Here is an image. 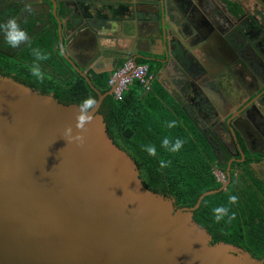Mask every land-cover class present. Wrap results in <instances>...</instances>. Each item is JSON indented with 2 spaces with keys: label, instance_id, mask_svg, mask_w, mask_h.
Wrapping results in <instances>:
<instances>
[{
  "label": "water",
  "instance_id": "1",
  "mask_svg": "<svg viewBox=\"0 0 264 264\" xmlns=\"http://www.w3.org/2000/svg\"><path fill=\"white\" fill-rule=\"evenodd\" d=\"M147 5L146 41L161 45L165 53H150L161 57L169 39L166 1ZM96 22L92 43L78 49L69 39L71 20L58 24L57 43L49 32L52 55L96 95L83 145L64 138L69 126L76 134L77 105L0 77V264H263L264 256L210 245L192 221L201 200L221 188L177 208L171 197L144 186L141 166L108 138L97 111L112 88L101 94L84 74L101 51Z\"/></svg>",
  "mask_w": 264,
  "mask_h": 264
},
{
  "label": "flooded vegetation",
  "instance_id": "2",
  "mask_svg": "<svg viewBox=\"0 0 264 264\" xmlns=\"http://www.w3.org/2000/svg\"><path fill=\"white\" fill-rule=\"evenodd\" d=\"M120 1L0 0V25L9 19H16L29 36V42L12 48L0 32V77L15 82L18 80L17 83L25 79L21 67L32 69L34 64L32 51L40 48L37 42L42 39L50 40L51 29L52 38L57 43L58 24L68 19L74 22L75 28L69 39L77 49L93 40L91 31L94 30V21L98 20L96 26L99 28L97 36L101 51L98 54V62L91 66L92 70L87 69L84 72L90 83L94 75L109 74L130 57H135V61L142 59L150 64H157L158 72L166 64L172 45L169 49L167 47L166 54L154 57L151 54L134 53L133 43L129 54L126 47L121 45L119 39L117 40L116 35H109L108 38L105 26L110 23L112 17L116 19L113 14L117 8L120 9V13L124 11L120 7L122 3ZM234 1L238 12L233 21L223 15L218 29L224 42L218 54L220 68L217 72V87L220 100L214 107L196 94L194 105L178 107L210 150L211 175L213 183L218 185L216 189L221 188L219 192L224 193L228 199L227 203L231 195L238 196L237 203L232 206L236 209L241 208L245 215L244 220L251 223L252 239H260L264 238V0ZM26 6H30L32 11L26 12ZM60 34L63 36L61 29ZM157 49L150 53L163 51L160 44ZM94 51V54L97 53ZM156 59L163 62L159 63ZM86 61L82 59L80 63L85 64ZM62 62L63 65L53 56L52 60L38 63L44 77L58 83L76 77L82 78L65 61ZM94 71L99 73L96 74ZM152 76L151 84L155 81V75ZM230 123L233 127H230ZM209 244H215L211 242V238ZM232 247L246 252L241 247Z\"/></svg>",
  "mask_w": 264,
  "mask_h": 264
},
{
  "label": "trees",
  "instance_id": "3",
  "mask_svg": "<svg viewBox=\"0 0 264 264\" xmlns=\"http://www.w3.org/2000/svg\"><path fill=\"white\" fill-rule=\"evenodd\" d=\"M37 44L48 56L47 60H52L51 41L42 39ZM136 65H146L147 75H154L158 67L142 59H137ZM22 69L26 78L19 80L20 83L40 94H50L59 103L78 106L88 97L96 100L95 93L80 77L64 83L45 77L41 82L32 76L31 69ZM108 77L109 74L94 75L91 84L99 93H106ZM97 112L102 117L108 138L119 143L141 166L140 180L144 186L164 197H171L175 207H191L200 194L218 187L213 183L212 158L207 144L155 85L151 84L145 92L137 81H133L122 93L120 101H115L111 95L106 96ZM170 121H175L176 127H167ZM165 137L184 141L183 147L178 152L168 151L161 146ZM149 145L155 146V156L145 151ZM227 202L223 192L204 197L192 213V221L206 230L212 243L241 247L251 257L261 258L264 255V238L252 239L251 223L244 220L243 210ZM217 206L229 207V215L235 218L225 217L216 223L213 208Z\"/></svg>",
  "mask_w": 264,
  "mask_h": 264
},
{
  "label": "crops",
  "instance_id": "4",
  "mask_svg": "<svg viewBox=\"0 0 264 264\" xmlns=\"http://www.w3.org/2000/svg\"><path fill=\"white\" fill-rule=\"evenodd\" d=\"M151 1L121 0L120 7L124 11L120 13L117 8L113 14L116 19L112 17L105 26L108 38L116 35L126 49L133 43L134 53L139 55L157 51L159 44L146 41L149 36L144 27L145 13L150 7L147 3ZM165 1L169 29L167 47L172 45L173 48L169 50L166 64L154 73L152 86L161 89L168 96L169 104L178 111H181L179 105H194L196 94L215 107L221 98L217 87L218 54L224 44L218 31L220 18L225 15L232 22L238 12L236 3L234 0ZM155 35L154 32L151 37Z\"/></svg>",
  "mask_w": 264,
  "mask_h": 264
},
{
  "label": "clouds",
  "instance_id": "5",
  "mask_svg": "<svg viewBox=\"0 0 264 264\" xmlns=\"http://www.w3.org/2000/svg\"><path fill=\"white\" fill-rule=\"evenodd\" d=\"M26 12H31L32 9L30 6H26ZM0 32L3 33L6 42L12 48H18L22 44L29 42L28 33L23 30L20 24L17 22L16 19H9L4 24L0 25ZM32 55L34 57V64L31 69V74L34 78L38 81L44 80V74L41 71L39 61H46L48 56L39 48H35L32 51ZM97 107V101L93 97H88L84 99L78 106H77V114L75 116V129L76 134L73 135V128L71 126L67 127L64 131V138L70 142H77L79 145H83L84 143V136L83 132L86 130V125L90 123L92 112ZM167 127L174 128L176 127L175 121H170L167 123ZM184 141L180 139H176L175 141L165 137L162 141L161 146L167 149L170 152H178L183 147ZM145 151L148 152L149 155L155 156L156 155V148L155 146L149 145L145 148ZM164 165L162 164V167ZM238 201V196L231 195L229 197V204H235ZM230 209L226 206H217L213 208V215L215 217V222L219 223L225 219V217H229V219H234V215H229Z\"/></svg>",
  "mask_w": 264,
  "mask_h": 264
},
{
  "label": "built area",
  "instance_id": "6",
  "mask_svg": "<svg viewBox=\"0 0 264 264\" xmlns=\"http://www.w3.org/2000/svg\"><path fill=\"white\" fill-rule=\"evenodd\" d=\"M153 76L147 75L146 65L133 66L132 59H125L121 65L109 73L107 87L112 88L111 96L120 101L122 93L133 81H137L145 92L150 89Z\"/></svg>",
  "mask_w": 264,
  "mask_h": 264
}]
</instances>
